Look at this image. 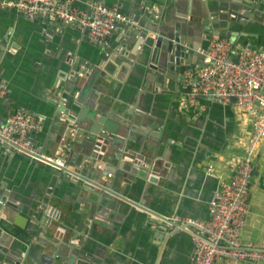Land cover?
I'll return each instance as SVG.
<instances>
[{
  "label": "crops",
  "instance_id": "obj_1",
  "mask_svg": "<svg viewBox=\"0 0 264 264\" xmlns=\"http://www.w3.org/2000/svg\"><path fill=\"white\" fill-rule=\"evenodd\" d=\"M90 1L93 0H76L75 4L81 9H86ZM97 1L106 6H117L127 15L139 13V4L142 3V0ZM152 1L157 10L159 8L158 13L165 23H170L180 15L183 8L197 14L209 0ZM145 19H147L145 26L153 28L155 25L153 18ZM125 27L127 26H119L118 35L108 36L109 38H105L103 42L107 45L114 44ZM50 28L44 20L33 21L11 9L0 8V79L8 88L6 98L0 99V122L8 112L25 110L24 112L35 116H42L39 117L42 121L41 130L30 135L33 144L46 156L65 158L66 167L71 170L74 168L68 162L69 153L65 147L69 146L71 151L79 147L76 141H89L88 137L77 133L80 129H83L85 134L92 131L98 137L110 135V130L117 136L119 133L127 132L136 137L142 135L144 143L153 142L156 148L162 145L165 151L163 159L156 161L161 162L156 163L159 168L154 171L158 178L156 184L136 176L132 181L123 180L122 185L119 183L120 187L116 185V190L139 205L127 206L128 215L117 225L115 239L110 240L106 246L108 237L97 225L92 224L91 218L84 213L87 205L81 188L82 180L73 182L59 179L55 177L56 175L50 174L46 164L34 161L15 150L8 152L0 146V184L5 185L15 204L21 207V214L31 219L33 212L37 213L40 210L39 206L47 196L51 197L50 204L59 213V218L53 220L52 228L47 231L41 230L38 236L32 235L33 231H30L28 238L32 235V239H27L24 246L41 256L49 254L68 259L71 256L69 257L66 251L71 248L69 242H73L72 250L75 247H83L82 252L88 250L91 253L86 254L97 259L94 248L102 245L108 248V259L114 264H188L192 253L191 236L199 234L198 226L190 227L191 233H185L176 246L171 245L162 252V242L151 230L155 226L153 223L156 219L155 214L175 215L196 221L207 219V204L213 191L219 184L229 179L226 162H231L234 156L242 153L237 146V140L243 139L248 142L252 137L251 117L238 112L232 105L228 108L215 105L210 96L199 97V107H193L187 103L184 92L174 87V83L171 82L170 93L175 101L161 102L160 113L165 127L156 125L154 129L156 135L151 136L150 127L142 122H125L130 117L128 110L137 104L132 103L130 95L126 94V88L105 89L93 83L82 94L76 95L72 108L81 112L82 117L70 111V115L77 120L76 123H70L59 117L57 111L48 104L52 90L48 89L46 83L50 77L48 70L51 60L55 59L58 51L63 50L59 40L77 47L82 45L80 50L77 47H74V50L81 54L80 57L84 61H89L97 51L95 45L99 44L92 43L88 38L87 41L78 39L77 43H73L71 37L74 34L81 37V33L76 28H66L65 32L69 34L56 35L54 33L58 31L56 26L50 39L57 38V42L47 45L45 35L46 30ZM249 29L247 35L236 38L235 44L251 43L252 46L263 49L264 25L253 24ZM4 41L5 46L2 44ZM11 45L15 48H11ZM132 89L137 90L135 87ZM93 119L99 120L100 123H93ZM103 123L108 125L110 130L100 129ZM158 129L165 131L163 132L165 138L172 137L169 144H162ZM198 132L199 138L196 139ZM97 140L99 141V138ZM113 147L111 144L107 145L109 150ZM111 153L113 154H110L109 158L112 168L120 171L124 160L128 158L123 156L121 160H115L114 155L121 154L116 150H112ZM253 157L250 207L239 238L241 241L264 245V137L257 142ZM209 166L212 171H208ZM127 175L124 174V177ZM2 190L3 188H0V192ZM9 211L18 213L0 203V222L8 218ZM31 222L34 221L31 219ZM10 226L14 230L13 238L22 246L24 230L13 224ZM54 227H58L60 233H63L62 242L53 238ZM161 253L163 258L159 262ZM72 258V263H76V258ZM216 264L252 263L221 260Z\"/></svg>",
  "mask_w": 264,
  "mask_h": 264
},
{
  "label": "water",
  "instance_id": "obj_2",
  "mask_svg": "<svg viewBox=\"0 0 264 264\" xmlns=\"http://www.w3.org/2000/svg\"><path fill=\"white\" fill-rule=\"evenodd\" d=\"M153 3L152 0H142V3L139 4V13L128 14L137 21V25H118V27H127L123 29L114 44L107 45L102 42L95 45L97 51L93 53L89 61L81 59V54L74 50V47L77 46L58 41L63 50L58 51L55 59L51 60L48 70L50 77L46 84L48 89L52 90L48 104L52 106L54 111H57L59 117L70 121V123H76L77 120L70 115V111L75 112L76 116L80 115L79 117H82V113L72 108L75 97L80 93L82 94L93 83L105 89H120L121 87L123 90L126 88V94L130 95L132 103H137V106L135 105L134 108L128 110L130 117L125 122H142L150 127L149 134L155 136L156 125L165 127L160 113L161 102L175 101L170 93L171 82L174 83V87L185 93L184 72L191 68L204 66L200 51L207 48L211 39L218 37L236 43V38L247 35L250 30L249 27L253 24L264 25V0H209L205 2L204 8L197 14L190 13L183 8L180 15L170 23H165L161 14L159 19L154 18L155 4ZM158 11H160L159 8ZM144 17L153 18L155 22L153 28L145 26L147 19ZM30 19L33 21L44 20L46 24L50 25L51 28L46 30L45 35L47 45L57 42V38L50 39L52 34H69V32H65L66 28H76L82 35L78 37L74 34L71 37L73 43H77L78 39L87 41L88 28L86 27L83 28L74 23H65L59 18L49 19L47 15ZM56 26L58 31L54 32ZM118 27L113 29L108 36H117ZM5 43V41L2 42L4 46ZM239 43L241 44V42ZM246 45L251 46L252 44L247 43ZM10 47L15 48L13 45ZM81 47L82 45L77 49L80 50ZM131 87H135L137 90H133ZM118 100L122 102L121 99ZM213 102L219 107L228 108L234 102V98L231 99L229 105ZM130 105L134 106L133 104ZM92 121L93 123H100L97 119ZM103 128L108 130L109 126L103 123L100 129ZM158 132L162 144H169L172 137L165 138L163 129H158ZM181 132L183 131L181 130ZM77 133L85 135L89 141H76L75 143L79 144V147L68 152V162L74 170L66 166L57 167L39 160L34 161L46 164L50 174L56 175L55 177H59V179H67L73 182L83 181L82 187H80L85 195L84 199L87 205L84 213L91 218L92 224L97 225L103 230L102 233L108 237L107 242H105L107 246L110 240L115 239L118 232L117 225L128 215L127 206L139 205L116 190V185L120 187L123 180L132 181L136 176L156 184L158 178L154 171L158 167L156 163H161L156 161L163 159L164 146L160 145L159 148H156L153 142L146 141L144 143L142 135L136 137L133 134L130 135V132L125 134L118 132L117 136L110 130V135H100L99 137L92 131L85 134L83 129L78 130ZM198 138L199 132L196 136V139ZM108 144L114 147L109 150L107 149ZM1 148H5L8 152L15 150L12 145L7 143ZM112 150L121 154L120 156L114 155L115 160H121L123 156L128 158L124 160L120 171H115L110 163L109 156L113 154L111 153ZM124 174L128 175L124 177ZM0 188H3L0 192V203L18 212L14 214V212L9 211L8 218L0 222V264H114L108 259V248L102 245L94 248L97 259L86 254L91 253L88 250L82 252L83 247H75L72 250L73 242H69L71 248L66 251V254L71 256L68 259L56 257V255L45 254L41 256L38 253L35 254L30 250L31 248L25 247L24 243L27 242V239H32V235L38 236L41 230L47 231L52 228L54 226L53 220L59 218L58 210L51 206V197L47 196L39 206L40 210L37 213L33 212L31 219L34 222L32 223L31 219H27L21 214V207L15 204L5 185L0 184ZM28 210L31 211L30 208ZM155 216L156 219L153 221L155 226L151 230L155 232L154 236L161 240L162 252L171 245L176 246L185 233H191L189 228L195 227L191 223L163 221L164 216L156 214ZM10 224L24 230L22 246H19L13 238L14 230ZM30 231L33 232L28 238ZM62 236L63 233H60L59 228L54 227L53 238L62 242ZM72 257L76 258V263H72ZM162 258L161 253L159 262Z\"/></svg>",
  "mask_w": 264,
  "mask_h": 264
},
{
  "label": "built area",
  "instance_id": "obj_3",
  "mask_svg": "<svg viewBox=\"0 0 264 264\" xmlns=\"http://www.w3.org/2000/svg\"><path fill=\"white\" fill-rule=\"evenodd\" d=\"M76 0H1V9H11L27 18L47 15L65 23L88 28L87 38L101 44L118 25H137L130 15L117 6H106L93 0L86 9L76 6ZM154 6L153 16L160 18ZM204 66L184 72L185 99L199 107V97L210 98L222 105L231 104L238 112L251 117V139L237 140L242 153L227 161L229 179L213 191L207 204V219L196 221L175 215L164 216L163 221H178L197 225L199 234H193L192 253L188 264H216L241 261L252 264L264 262V245L240 240L250 207V183L254 172L253 156L257 142L264 137V49L235 44L213 37L206 49L200 51ZM7 84L0 79V99L7 96ZM41 118L24 111L8 112L0 122V146L10 144L33 160L57 167L66 166L65 158L49 157L36 147L30 135L41 130ZM69 152V146L65 147ZM208 171H212L211 166Z\"/></svg>",
  "mask_w": 264,
  "mask_h": 264
},
{
  "label": "rangeland",
  "instance_id": "obj_4",
  "mask_svg": "<svg viewBox=\"0 0 264 264\" xmlns=\"http://www.w3.org/2000/svg\"><path fill=\"white\" fill-rule=\"evenodd\" d=\"M236 115L239 116V113L237 111H235Z\"/></svg>",
  "mask_w": 264,
  "mask_h": 264
}]
</instances>
